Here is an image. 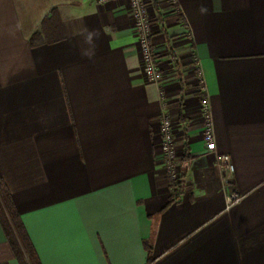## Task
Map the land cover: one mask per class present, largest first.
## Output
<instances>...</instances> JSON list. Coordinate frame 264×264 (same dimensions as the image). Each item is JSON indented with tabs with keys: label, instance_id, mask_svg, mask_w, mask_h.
I'll list each match as a JSON object with an SVG mask.
<instances>
[{
	"label": "crops",
	"instance_id": "1",
	"mask_svg": "<svg viewBox=\"0 0 264 264\" xmlns=\"http://www.w3.org/2000/svg\"><path fill=\"white\" fill-rule=\"evenodd\" d=\"M145 3L157 83L142 73L126 0H0V180L33 255L264 264V0ZM163 111L177 185L160 148ZM231 193L240 198L227 206ZM0 264H20L1 222Z\"/></svg>",
	"mask_w": 264,
	"mask_h": 264
},
{
	"label": "built area",
	"instance_id": "2",
	"mask_svg": "<svg viewBox=\"0 0 264 264\" xmlns=\"http://www.w3.org/2000/svg\"><path fill=\"white\" fill-rule=\"evenodd\" d=\"M98 4H107L112 1L119 0H95ZM132 21L133 30L137 35V49L140 56L141 70L144 76L154 83H157L163 76L162 71L156 64L154 56V47L151 42V34L153 26L151 24L147 5L145 0H126ZM199 75V83L201 84V90L204 89L202 83L203 80ZM201 109L204 116V140L211 144L213 141L211 117L208 109V99L204 96L201 99ZM160 148L164 158V167L168 174L169 180L172 185H177L181 180L180 160L177 157V149L173 142V124L169 116L162 112L160 123ZM211 151L215 155L216 163L219 169L222 171L232 172L233 164L227 154H220L215 148ZM237 193H231L227 196L226 205H230L233 202L239 200Z\"/></svg>",
	"mask_w": 264,
	"mask_h": 264
},
{
	"label": "trees",
	"instance_id": "3",
	"mask_svg": "<svg viewBox=\"0 0 264 264\" xmlns=\"http://www.w3.org/2000/svg\"><path fill=\"white\" fill-rule=\"evenodd\" d=\"M0 222L20 264H38L13 198L0 180Z\"/></svg>",
	"mask_w": 264,
	"mask_h": 264
},
{
	"label": "rangeland",
	"instance_id": "4",
	"mask_svg": "<svg viewBox=\"0 0 264 264\" xmlns=\"http://www.w3.org/2000/svg\"><path fill=\"white\" fill-rule=\"evenodd\" d=\"M113 2V1H112ZM150 17V16H149Z\"/></svg>",
	"mask_w": 264,
	"mask_h": 264
}]
</instances>
